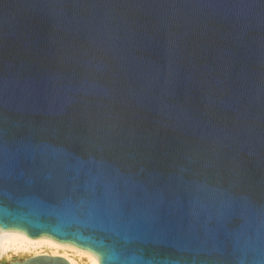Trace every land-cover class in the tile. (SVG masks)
Wrapping results in <instances>:
<instances>
[{
	"label": "water",
	"instance_id": "water-1",
	"mask_svg": "<svg viewBox=\"0 0 264 264\" xmlns=\"http://www.w3.org/2000/svg\"><path fill=\"white\" fill-rule=\"evenodd\" d=\"M0 231L264 264V0H0Z\"/></svg>",
	"mask_w": 264,
	"mask_h": 264
},
{
	"label": "bare ground",
	"instance_id": "bare-ground-1",
	"mask_svg": "<svg viewBox=\"0 0 264 264\" xmlns=\"http://www.w3.org/2000/svg\"><path fill=\"white\" fill-rule=\"evenodd\" d=\"M47 247L51 250V256H63L71 264H77L75 260L67 254L68 250H74L77 253L86 255L89 259V264H99L97 257L91 252L80 249L76 246L55 242L49 238H37L31 239L27 235L20 232L13 231H0V264H3L7 258L6 255L10 256L8 252L14 251L17 255V260L22 262L27 260L29 257L28 252L34 251L33 256L47 255L46 252L41 253L40 248ZM15 258V257H13ZM14 261V260H13ZM15 264V262H13Z\"/></svg>",
	"mask_w": 264,
	"mask_h": 264
},
{
	"label": "rangeland",
	"instance_id": "rangeland-1",
	"mask_svg": "<svg viewBox=\"0 0 264 264\" xmlns=\"http://www.w3.org/2000/svg\"><path fill=\"white\" fill-rule=\"evenodd\" d=\"M39 251H40L41 253L46 252L48 255H50V252H51V250H50L49 248H47V247L40 248ZM8 253H9L10 256H8V255L5 256V258H7V259H6V262H7V261L9 262L10 260L13 259V257H17V255H18V254H16L14 251H10V252H8ZM67 254H68L70 257H72V258L75 260V262H76L77 264H89V259L87 258L86 255H83V254L77 253V252L74 251V250H68V251H67ZM28 255H29V257H32V256L34 255V251H29V252H28Z\"/></svg>",
	"mask_w": 264,
	"mask_h": 264
}]
</instances>
